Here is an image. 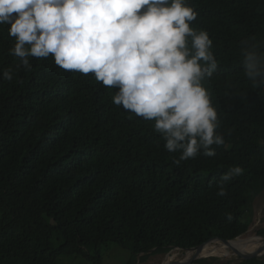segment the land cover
Wrapping results in <instances>:
<instances>
[{"label": "trees", "instance_id": "obj_1", "mask_svg": "<svg viewBox=\"0 0 264 264\" xmlns=\"http://www.w3.org/2000/svg\"><path fill=\"white\" fill-rule=\"evenodd\" d=\"M188 4L198 13L191 26L213 40L218 68L204 86L225 144L179 165L154 121L113 103L118 89L63 70L51 56L29 57L31 70L24 69L10 54V25H0V264L100 261L112 246L137 264L248 231L264 195V86L245 77L241 41H264V0ZM9 69L12 81L3 78ZM234 166L243 174L218 196Z\"/></svg>", "mask_w": 264, "mask_h": 264}, {"label": "clouds", "instance_id": "obj_2", "mask_svg": "<svg viewBox=\"0 0 264 264\" xmlns=\"http://www.w3.org/2000/svg\"><path fill=\"white\" fill-rule=\"evenodd\" d=\"M198 13L188 0H0V25L15 38L10 54L31 70L29 57H52L68 72L92 74L118 89L113 103L154 121L176 165L201 152L215 156L225 144L204 81L218 68L213 40L191 23ZM241 41L245 77L264 86V41ZM19 67V65H18ZM3 78L12 81L11 69ZM239 166L221 177L243 174Z\"/></svg>", "mask_w": 264, "mask_h": 264}, {"label": "rangeland", "instance_id": "obj_3", "mask_svg": "<svg viewBox=\"0 0 264 264\" xmlns=\"http://www.w3.org/2000/svg\"><path fill=\"white\" fill-rule=\"evenodd\" d=\"M262 230H264V195L260 199H258L256 201V204L254 205L253 222L251 224L250 231L241 238L246 240L252 237L264 238V236H259L258 234ZM260 241L261 239L260 240L256 238L252 239L251 241L249 240L248 245L250 244L256 245ZM63 243H64V239L58 233L55 237L54 244L57 247H59ZM214 245L210 247L211 251L207 254H204L205 256H203V257L209 256V258L206 259H210V258L217 259L218 261L213 264H227V262H232L236 259V257L230 254L226 248L221 246L219 247L218 243H215ZM240 246L241 245H236L231 247L227 246V247L231 248L232 250L235 249V251L237 250V248H239L238 252L242 253L243 255H251L258 252V250L256 249H251L248 248L247 246H241V247ZM166 253L152 255L146 262L141 263L138 261L137 264H184L185 259H191L195 255L192 254L193 252L187 253L178 250L171 251L169 255H166ZM90 255L94 256V253H90ZM261 255H264V252L259 256ZM101 256L102 257L100 261L98 260L93 261L89 257H73V258L61 259V263L62 264H130L133 258L132 254L128 250L123 249L122 247L119 246H112L108 250H103Z\"/></svg>", "mask_w": 264, "mask_h": 264}, {"label": "water", "instance_id": "obj_4", "mask_svg": "<svg viewBox=\"0 0 264 264\" xmlns=\"http://www.w3.org/2000/svg\"><path fill=\"white\" fill-rule=\"evenodd\" d=\"M250 227H249V229H248V231L246 233H248L250 231ZM245 234H243L242 236H244ZM242 236H239V237H237V238H235L233 240H225V239H221V238H218V237L217 238H212L208 242H206V243H204V244H202V245H200L198 247L191 248V249H182V248H179V247H171L169 249V251L166 253V255H169L171 253V251H174V250L183 251V252H187L188 253V252L195 251L198 248H202V247L207 246V245H214L215 243H218L219 247L221 246V247L226 248L229 251L230 254H232L233 256L236 257V259L234 261L230 262V264H235V263L245 262V261H264V255H261V256H259L258 254H255V255H243V254L239 253L238 251L232 250L231 248L227 247L229 244L239 240ZM206 258H209V256L198 258L196 264H200V262L202 260L206 259Z\"/></svg>", "mask_w": 264, "mask_h": 264}, {"label": "bare ground", "instance_id": "obj_5", "mask_svg": "<svg viewBox=\"0 0 264 264\" xmlns=\"http://www.w3.org/2000/svg\"><path fill=\"white\" fill-rule=\"evenodd\" d=\"M255 238L258 239V240L261 239V241L258 242V243L256 242L257 243L256 245H253V244L248 245L249 244L248 243L249 240L251 241L252 239H255ZM255 238L252 237V238H249L247 240L243 239V238H240L239 240L229 244L228 246H230V247L231 246H236V245L247 246L248 248L258 250V252H256L255 254L260 255V254H262L264 252V250H263L264 249V240H263L264 238H259V237H255ZM211 246L212 245H207V246H204L202 248H198L195 251H192L193 252L192 254H195V255L191 259H185L184 260V264H196V261L198 260V258L202 257L204 254H207V253H209L211 251V248H210ZM238 250H239V248H237L236 251H238ZM188 253H190V252H188ZM255 254H251V255H255ZM187 255H189V254H187Z\"/></svg>", "mask_w": 264, "mask_h": 264}]
</instances>
